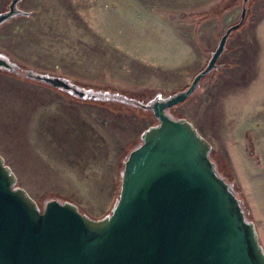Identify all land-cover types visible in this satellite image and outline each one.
Returning <instances> with one entry per match:
<instances>
[{
	"label": "rangeland",
	"instance_id": "1",
	"mask_svg": "<svg viewBox=\"0 0 264 264\" xmlns=\"http://www.w3.org/2000/svg\"><path fill=\"white\" fill-rule=\"evenodd\" d=\"M10 1L0 0V13ZM36 1L24 2L32 6ZM243 1L77 0L75 5L89 4L88 33L65 37L62 46L57 39L50 55L54 60L47 53L34 61L32 54L9 51V28L3 27L16 17L0 26V55L19 65L9 72L14 75L48 74L144 103L159 92L166 97L186 90L245 7L243 26L230 34L217 68L169 113L191 122L211 144L212 161L233 183L264 249V0ZM24 2L18 4L21 11ZM51 62L57 68H50ZM12 74L0 69V75L25 84L5 82V92L16 94L7 97L13 101H0V156L18 186L40 208L52 197L74 203L92 219L107 215L118 197L127 148H137L142 131L157 123L151 110L127 102L82 101ZM49 97L47 108L60 116L58 148L40 149L31 140L37 136L32 134L34 114L41 107L35 101Z\"/></svg>",
	"mask_w": 264,
	"mask_h": 264
},
{
	"label": "water",
	"instance_id": "2",
	"mask_svg": "<svg viewBox=\"0 0 264 264\" xmlns=\"http://www.w3.org/2000/svg\"><path fill=\"white\" fill-rule=\"evenodd\" d=\"M20 1L11 0L0 13V26L28 15L18 9ZM245 17L242 7L239 21L225 30L186 90L132 103L151 110L157 123L142 131L139 145L124 160L118 197L107 215L92 219L74 203L56 199L40 208L0 156V264H264L255 224L218 175L211 144L191 122L169 114L217 67L226 41ZM0 69L19 67L0 55ZM26 75L82 101L129 103L116 91L48 74Z\"/></svg>",
	"mask_w": 264,
	"mask_h": 264
},
{
	"label": "crops",
	"instance_id": "3",
	"mask_svg": "<svg viewBox=\"0 0 264 264\" xmlns=\"http://www.w3.org/2000/svg\"><path fill=\"white\" fill-rule=\"evenodd\" d=\"M21 1L23 3L26 0ZM75 1L77 0H38L32 6H26L24 2V6H21L22 10L31 14H28V17L17 16L11 23L3 27L9 28L6 35L9 38V51L17 56V52L32 54L35 56L34 61L43 60L45 53H47L49 58L54 60L50 55L56 52L54 47L58 45L57 39H60V45L62 46L65 37L71 40L73 36H82L83 32L88 33L87 15H89V4L75 5ZM69 6L76 7L75 12L69 11ZM61 7L65 8L61 9ZM2 39L3 37L0 36V40ZM68 45H72V42ZM51 67L57 68L54 62L50 63ZM7 81L22 87L25 84V82L0 75V101H13V99L7 97L16 94L12 90L5 92L3 88ZM25 99H28V97ZM46 101L51 102L50 97L47 100L35 101L37 103L36 107H41L34 114L35 129L32 130V134L35 133L37 136H32L31 140H33V143L36 141L40 149H56L58 145L55 143V129L58 124L57 117L60 116L53 107L47 108ZM51 157L54 158V155ZM258 237L260 239L259 231ZM260 243L263 246L262 242Z\"/></svg>",
	"mask_w": 264,
	"mask_h": 264
},
{
	"label": "trees",
	"instance_id": "4",
	"mask_svg": "<svg viewBox=\"0 0 264 264\" xmlns=\"http://www.w3.org/2000/svg\"><path fill=\"white\" fill-rule=\"evenodd\" d=\"M246 18V17H245ZM244 23V22H243ZM242 26H243V24H242ZM241 26V27H242ZM239 30V29H238ZM8 60V59H7ZM10 63H12V61H10V60H8ZM13 64H15V65H17V66H19L18 64H16V63H13ZM217 68V67H216ZM20 69H23L21 66H20ZM8 74H12V73H9V71H6ZM12 76H15L16 78H18V79H21V80H28L27 78L28 77H25V78H23L22 76H19V75H14V74H12ZM205 78V77H204ZM203 78V79H204ZM202 79V80H203ZM201 80V81H202ZM39 83H41V82H39ZM108 90H110V89H108ZM103 91V90H102ZM151 114H152V112H151ZM170 114V113H169ZM171 115V114H170ZM172 116V115H171ZM139 143H140V141H139ZM132 149H131V146H129L128 148H127V150H126V152H125V156L123 157V162H124V160L126 159V157H127V155L129 154V152L131 151ZM210 157H211V154H210ZM212 160V159H211ZM213 162V161H212ZM214 163V162H213ZM214 166H215V169H216V171H217V173H218V175L222 178V179H224V181L231 187V189H232V191H233V193L235 194V196H236V198L240 201V203H241V208H242V211H243V213H244V216H245V218H246V220L247 221H251V218H250V216H249V213L247 212V210H246V208H245V206H244V203H243V201H242V199H241V197L239 196V194L236 192V190L234 189V185H233V183H231V182H228L227 181V179L223 176V175H221L220 174V172L218 171V169L216 168V165H215V163H214ZM120 184V183H119ZM50 199H48L47 201H49V200H51L52 199V197H49ZM46 201V202H47ZM45 202V203H46ZM60 202H62V201H60Z\"/></svg>",
	"mask_w": 264,
	"mask_h": 264
},
{
	"label": "flooded vegetation",
	"instance_id": "5",
	"mask_svg": "<svg viewBox=\"0 0 264 264\" xmlns=\"http://www.w3.org/2000/svg\"><path fill=\"white\" fill-rule=\"evenodd\" d=\"M236 31H237V30H236ZM128 101H129V103H131V104L134 103V102H135L134 104H136V101H134V100H132V99H128ZM144 103H145V102H144ZM139 105L141 106V104H139ZM142 108H143V107H142Z\"/></svg>",
	"mask_w": 264,
	"mask_h": 264
}]
</instances>
